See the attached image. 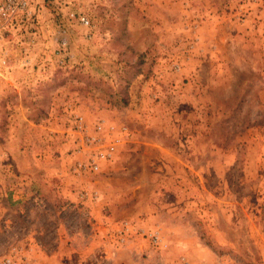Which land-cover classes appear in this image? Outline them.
I'll return each mask as SVG.
<instances>
[{
	"label": "rangeland",
	"instance_id": "374dc122",
	"mask_svg": "<svg viewBox=\"0 0 264 264\" xmlns=\"http://www.w3.org/2000/svg\"><path fill=\"white\" fill-rule=\"evenodd\" d=\"M26 10L0 33V260L264 264V0Z\"/></svg>",
	"mask_w": 264,
	"mask_h": 264
},
{
	"label": "built area",
	"instance_id": "2783aa9c",
	"mask_svg": "<svg viewBox=\"0 0 264 264\" xmlns=\"http://www.w3.org/2000/svg\"><path fill=\"white\" fill-rule=\"evenodd\" d=\"M29 5V0H0V33L2 30V22L9 23L8 25H12L14 20H16L21 15L26 14L27 7ZM81 22L88 24V21L85 19H81ZM81 119L77 122L78 127L81 129ZM96 131H101L102 126L96 125ZM87 142L89 143H97L99 140L96 137H88ZM119 140H116L114 144L118 143ZM114 150L113 146H110L104 151L99 152L96 156V159H90L87 163H81L80 161H76L72 167V171L76 175H80L82 172H95L99 169L98 161L99 160H107L112 155V151ZM83 197L90 199L91 201L96 200V195L93 193L84 192L81 194ZM136 233L142 238L147 239L152 246H159L161 244V238L159 236L158 231L156 230H146L143 228L134 229L131 224L127 221L122 222L116 229V238L120 245H124L127 242L128 237L132 234ZM0 264H22L20 260L15 257H8L0 260Z\"/></svg>",
	"mask_w": 264,
	"mask_h": 264
}]
</instances>
